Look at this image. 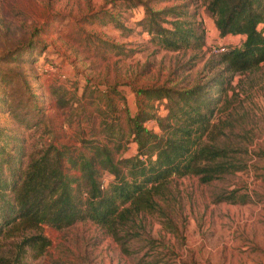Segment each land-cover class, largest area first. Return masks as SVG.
<instances>
[{
  "label": "rangeland",
  "instance_id": "1",
  "mask_svg": "<svg viewBox=\"0 0 264 264\" xmlns=\"http://www.w3.org/2000/svg\"><path fill=\"white\" fill-rule=\"evenodd\" d=\"M205 2L0 0V180L19 178L28 159L51 143L69 175L79 174L81 157H94L105 186L112 174L94 155L95 146L106 145L114 161L132 155L130 117L139 109L165 113V99L146 100L140 89L217 79L223 63L211 46L244 37L221 35ZM172 5L203 31L177 49L160 46L141 27L153 10L160 11L162 26L169 25L170 15L161 10ZM224 94L217 104L224 109L213 119L220 115L224 122L223 144L246 147L243 168L209 182L172 177L164 196H155L160 209L140 212L130 223L137 235L127 252L84 218L60 228L41 223L48 244L37 257L27 251L17 264H264V63L234 73ZM143 125L157 130L152 119ZM230 188L246 199H212ZM7 240L0 238V264Z\"/></svg>",
  "mask_w": 264,
  "mask_h": 264
},
{
  "label": "trees",
  "instance_id": "2",
  "mask_svg": "<svg viewBox=\"0 0 264 264\" xmlns=\"http://www.w3.org/2000/svg\"><path fill=\"white\" fill-rule=\"evenodd\" d=\"M205 5L221 35H244L238 44L216 51L223 75L185 88L140 89L146 100L165 99V113L139 109L130 117L132 155L114 161L106 145L95 146L94 155L112 174L105 186L97 178L94 157H81L76 163L79 174L69 175L51 143L28 159L19 178L16 174L11 181L0 180V238H8L11 247L1 256L4 264H17L27 251L32 257L42 253L49 241L38 230L41 223L60 228L84 218L103 227L127 252V242L137 235L129 230L130 223L140 212L160 209L155 196H164L172 177L195 175L199 182H209L245 166L240 153L246 147L223 144L219 139L226 135L224 122L213 115L224 109L217 104L223 101L231 76L264 63V0H206ZM161 12L170 15L169 25L160 24L159 10L150 11L146 27L140 22L160 46L177 49L187 45L190 37L201 38L198 22L194 29L178 5ZM148 119L157 130L143 125ZM245 196L230 188L221 189L212 199L244 201Z\"/></svg>",
  "mask_w": 264,
  "mask_h": 264
},
{
  "label": "built area",
  "instance_id": "3",
  "mask_svg": "<svg viewBox=\"0 0 264 264\" xmlns=\"http://www.w3.org/2000/svg\"><path fill=\"white\" fill-rule=\"evenodd\" d=\"M220 49H222V47L218 48V46H217V47H216V46H213V45L211 46V51H215V52H216V51H218V50H220ZM46 68H48V69H52L51 66H49V67H47V66L44 67V69H46Z\"/></svg>",
  "mask_w": 264,
  "mask_h": 264
}]
</instances>
